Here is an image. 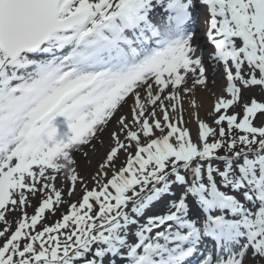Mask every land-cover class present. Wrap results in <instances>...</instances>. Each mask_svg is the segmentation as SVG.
<instances>
[{
	"label": "snow or ice",
	"instance_id": "6c2138e0",
	"mask_svg": "<svg viewBox=\"0 0 264 264\" xmlns=\"http://www.w3.org/2000/svg\"><path fill=\"white\" fill-rule=\"evenodd\" d=\"M0 264H264V0H0Z\"/></svg>",
	"mask_w": 264,
	"mask_h": 264
},
{
	"label": "rangeland",
	"instance_id": "374dc122",
	"mask_svg": "<svg viewBox=\"0 0 264 264\" xmlns=\"http://www.w3.org/2000/svg\"><path fill=\"white\" fill-rule=\"evenodd\" d=\"M201 19L202 20H199V22L197 23V26H202L203 27V17L202 16H201ZM196 30L199 32L200 31V27H199V29L197 28ZM213 81H215V82H213ZM224 87H225V84H224V80H223L222 76H220L219 74H217L215 76L210 75L209 76L208 88L206 90H201V89L197 88L196 92H195V95L197 97L200 96L199 98H203L204 95L209 94L211 92L215 93L217 90H219V91H221L223 93ZM185 99H187V97H185ZM124 111H127V106L125 107ZM184 114H185V118H186L187 115H186V113H184ZM205 118L209 119V122H210V117L207 114H205ZM188 127L192 130L193 137H195V133L193 132L194 131L193 126L189 123ZM105 141L107 142V136H105ZM101 155H102V150H101L100 153H97V155L91 156V164L86 163L85 160L83 158H81L80 159L81 169L82 170H87L88 172L94 171L95 167H96V164H97V162H98V160H99ZM29 211H31V209H29ZM162 211H164L163 207H161V208L156 210L157 214H159Z\"/></svg>",
	"mask_w": 264,
	"mask_h": 264
},
{
	"label": "bare ground",
	"instance_id": "6f19581e",
	"mask_svg": "<svg viewBox=\"0 0 264 264\" xmlns=\"http://www.w3.org/2000/svg\"><path fill=\"white\" fill-rule=\"evenodd\" d=\"M200 20H202L201 17H200ZM198 27H200V30L201 28L203 29V27L201 26H197V28ZM222 94L223 93L221 91L217 90L215 93L211 92L209 94L204 95L203 98H199L200 96L197 97L196 95H194V96H189V97L187 96V99H184V108L186 110L185 113L187 115L186 118L192 121L190 124L193 126V129H194L193 132L195 134H196V125L192 117L193 110L191 108V102L195 100L196 104L200 105V107L197 109V111L199 112L200 118L204 120H209L205 118V114H208V112L211 111L216 98L221 96Z\"/></svg>",
	"mask_w": 264,
	"mask_h": 264
}]
</instances>
